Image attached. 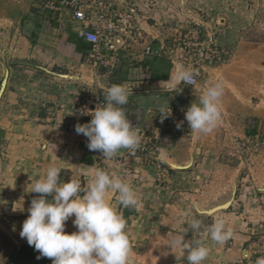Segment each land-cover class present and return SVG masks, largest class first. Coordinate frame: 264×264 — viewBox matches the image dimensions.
I'll list each match as a JSON object with an SVG mask.
<instances>
[{"label": "crops", "instance_id": "1", "mask_svg": "<svg viewBox=\"0 0 264 264\" xmlns=\"http://www.w3.org/2000/svg\"><path fill=\"white\" fill-rule=\"evenodd\" d=\"M6 1L16 2L14 4L19 9L16 23L20 22L18 28L8 29L10 33L14 32V36L8 52L10 67L3 82V110H0V222L9 235L20 241L15 253L29 245L20 232L23 221L30 214L31 200L39 195L31 192V185L45 174L49 165L61 168L60 179L64 182L71 177L82 180L83 176V182H86L94 175V169L102 166L132 184L140 206L149 205L150 201L154 203L152 198H141L145 193L149 196L155 191L154 185L150 184V172H154L155 167L145 161H150L146 156H130L124 166L114 164L101 152V156L82 153L79 144L66 130L70 123L83 117V103L89 110L94 106L93 99L105 103V89L112 84H124L133 90L128 103L123 105L126 115L140 137L147 134L157 140L160 147L157 161L174 172H185L190 164L195 163L194 150L197 147L220 144L214 134L221 121L207 134H194L187 122L185 132H189L178 139L176 123L177 114L185 118L191 103H198L205 87L213 85L211 81L226 79L210 74L207 83L195 88L180 84L173 90L175 81L171 77L175 66L180 63L171 54L160 58L146 56L144 47L146 44L153 49L160 44L176 46L179 27L193 15L217 18L215 22L219 26L213 23L211 30L215 31L221 46L231 49V16H251L253 10L249 0H104L122 10L128 3H135L138 6V27L142 30V37L121 53L111 71L94 60L89 46L78 35L80 24L66 11L50 16L47 12L41 14L32 9L34 0ZM218 18H223L220 19L223 25ZM205 37L208 45V34ZM25 65H35L36 70L28 71L31 69ZM210 69L203 66L205 74ZM228 87L227 96L230 97L231 84ZM167 104L171 114L161 122L159 110ZM27 107H31L30 110H26ZM221 108H231V105L221 103ZM224 113L227 114V118L224 116L226 124L230 126V115L227 111ZM35 117H40L37 118L40 121ZM210 152L209 158L216 160L217 152ZM200 156L202 158L199 155L198 160ZM182 172L180 174H184ZM48 199L52 200L53 196ZM108 199L117 210L123 207L117 192L110 191ZM245 236L235 232L224 244L215 243L208 237L205 241L211 252L202 264H255L258 258L264 257L256 254L264 245L247 244Z\"/></svg>", "mask_w": 264, "mask_h": 264}, {"label": "rangeland", "instance_id": "2", "mask_svg": "<svg viewBox=\"0 0 264 264\" xmlns=\"http://www.w3.org/2000/svg\"><path fill=\"white\" fill-rule=\"evenodd\" d=\"M14 3L16 2L0 0V110H3L1 104L5 93L3 82L10 67L11 59L8 58V52L14 36V32L10 33L8 29L18 28L20 22L16 23V20H19L17 17L19 9ZM249 3L253 10L251 16H231V49L225 45L221 46L216 40L215 31L211 30L213 27L211 24H216L217 18L213 20V17L190 15L181 24L184 32L191 27H199L202 32L201 41L206 48L204 50L209 51V54L212 50L214 55L212 59H199L194 50H185L190 51L187 52L189 55L185 61L182 59L179 63L191 65L198 70L199 84L207 83L214 75L226 79L223 81L225 91L221 103L231 105V108H221L222 123L214 134V138L219 140L220 144L197 147L194 150L197 157L195 163L190 164L185 172L181 171L184 174L174 172L161 161H157L160 147L156 139L157 150H154V153L134 156L135 158L146 156L150 161H145L155 167L154 172L152 170L150 172V184L154 185L155 191L149 196L145 193L141 197L145 200L152 198L154 203L152 201L149 205L145 203L138 210L124 207L118 210L128 221L127 231L133 247V264H188L187 252L179 247L171 248L168 244L175 233L187 227L185 221L186 213L189 211L195 218H201L202 230L211 225L214 218L219 217L225 219L227 223L231 222L228 226L233 229V233L246 235L247 244L264 245V0H249ZM32 4V9L41 14L46 13V10L35 7L36 0ZM216 26H219V23ZM207 34L208 41L215 42V49H207L210 44L209 42L206 44ZM178 42L176 40L175 44ZM173 51L170 53L172 56L179 55L180 50ZM203 66L210 67V71L205 74ZM26 67L31 69L28 70L31 72L36 70L35 65H25ZM216 82L214 80L210 84ZM228 84H231L230 97L227 96ZM29 108L31 107L25 109ZM223 110L230 115V126L226 124L224 116L227 118V114ZM35 118L40 121L37 119L40 117ZM81 119L70 123L67 132L70 125H77ZM181 122L182 125L176 129L177 139L189 132H185L187 121L182 114H177L176 124ZM145 136L148 135L143 134L141 140ZM76 142L81 152L85 153L80 143L77 140ZM210 151L217 152L216 160L212 161V158H209ZM94 153L101 156L99 151ZM120 154L123 157L119 162L112 158L109 161L126 165L125 160L131 156L129 150L123 149L118 155ZM199 155L205 159L200 156L198 160ZM83 178L84 176L82 184L85 183ZM213 205L216 207H212ZM74 219L73 215L65 222V231L68 234L77 231L73 224ZM193 235V231L189 230L185 234V239L190 240ZM19 244L20 241L9 235L7 228L4 230V225L0 222V264H12ZM256 254L264 255V248H260Z\"/></svg>", "mask_w": 264, "mask_h": 264}, {"label": "clouds", "instance_id": "3", "mask_svg": "<svg viewBox=\"0 0 264 264\" xmlns=\"http://www.w3.org/2000/svg\"><path fill=\"white\" fill-rule=\"evenodd\" d=\"M198 75L191 65L177 64L171 77L175 81L172 89L181 83L195 86ZM132 91L127 85L112 84L105 89L103 106L99 104L94 111L82 113L91 115V121L75 126L78 134L88 138V148L101 152L105 159L117 156L121 149L134 153L140 147L141 137L123 108ZM224 91L223 81H217L203 90L198 103L193 101L188 107L185 120L194 134L210 133L219 124ZM159 113L163 122L171 114L169 104L161 106ZM60 173V167L49 165L45 174L31 185V192L39 195L31 200L30 214L23 221L20 236L40 253L37 259L47 257L52 264H133L128 221L108 199L109 192L115 191L124 208L138 210L140 201L132 184L116 172L102 168H95L94 175L83 184L76 177L64 182ZM48 196L53 199L49 200ZM73 215L77 231L68 234L65 222ZM186 216L187 227L175 233L168 245L187 252L188 264H202L207 259L211 252L205 243L208 237L224 244L233 235V229L223 218L215 219L202 230V221L191 211ZM189 230L194 235L186 240ZM255 264H264V257Z\"/></svg>", "mask_w": 264, "mask_h": 264}, {"label": "built area", "instance_id": "4", "mask_svg": "<svg viewBox=\"0 0 264 264\" xmlns=\"http://www.w3.org/2000/svg\"><path fill=\"white\" fill-rule=\"evenodd\" d=\"M37 9L46 10L54 16L59 15L61 12L66 11L73 21L80 24L78 31L79 37L89 46L92 57L101 66L105 67L108 71L114 68L121 53L131 47V44L138 38H141V31L137 23V8L138 6L130 2L125 9H117L113 4L105 2L104 0H36ZM51 15V16H52ZM177 40L178 44L174 47H169L166 44H160L158 48L153 49L150 44L144 47V55L156 58L164 57L173 53V50H180L179 55L174 57L178 63L180 60H186L190 51L194 50L199 59H212V50L206 51L201 41L202 32L200 28L195 26L191 27L187 32H184L182 27ZM215 42H211L208 48H216ZM188 52V53H187ZM197 84L195 86L181 83L188 88H195L199 85V75L196 77ZM94 106L92 111L95 110L97 105H104V102L98 99H93ZM81 110L83 113L89 109L82 104ZM92 119L91 115L83 114L79 124L89 123ZM76 126V125H75ZM74 125L68 127V132L80 143L81 148L85 152H92L88 148V138L83 134L76 132ZM178 128V127H177ZM155 138L150 135L145 136L140 143V147L131 156L136 154H152L157 150L155 145ZM96 154V153H95ZM123 155L112 157L113 160L122 159Z\"/></svg>", "mask_w": 264, "mask_h": 264}, {"label": "trees", "instance_id": "5", "mask_svg": "<svg viewBox=\"0 0 264 264\" xmlns=\"http://www.w3.org/2000/svg\"><path fill=\"white\" fill-rule=\"evenodd\" d=\"M39 255L34 246H26L16 253L12 264H52V260L47 257L37 259Z\"/></svg>", "mask_w": 264, "mask_h": 264}]
</instances>
